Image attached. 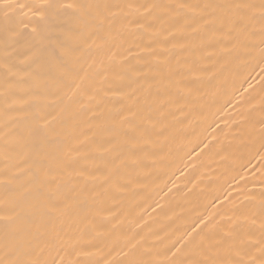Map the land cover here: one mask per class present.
<instances>
[{"label": "bare ground", "instance_id": "bare-ground-1", "mask_svg": "<svg viewBox=\"0 0 264 264\" xmlns=\"http://www.w3.org/2000/svg\"><path fill=\"white\" fill-rule=\"evenodd\" d=\"M262 3L0 0V264H264Z\"/></svg>", "mask_w": 264, "mask_h": 264}, {"label": "snow or ice", "instance_id": "snow-or-ice-1", "mask_svg": "<svg viewBox=\"0 0 264 264\" xmlns=\"http://www.w3.org/2000/svg\"><path fill=\"white\" fill-rule=\"evenodd\" d=\"M6 8H11L13 7V5L11 4H7L5 5ZM66 8H74V7H78L77 5H73V4H68V5H65ZM79 7H83V6H79ZM262 8H264V3H262L261 5Z\"/></svg>", "mask_w": 264, "mask_h": 264}]
</instances>
